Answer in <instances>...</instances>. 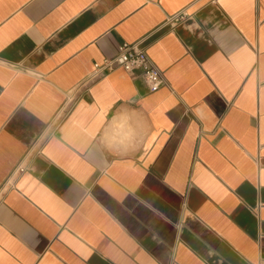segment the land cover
Returning a JSON list of instances; mask_svg holds the SVG:
<instances>
[{"label":"crops","instance_id":"crops-1","mask_svg":"<svg viewBox=\"0 0 264 264\" xmlns=\"http://www.w3.org/2000/svg\"><path fill=\"white\" fill-rule=\"evenodd\" d=\"M0 264H264V0H0Z\"/></svg>","mask_w":264,"mask_h":264},{"label":"built area","instance_id":"built-area-1","mask_svg":"<svg viewBox=\"0 0 264 264\" xmlns=\"http://www.w3.org/2000/svg\"><path fill=\"white\" fill-rule=\"evenodd\" d=\"M186 17V11L181 10L175 14L167 16L165 24L174 27ZM116 69H122L126 72L140 71L144 83L150 93L158 91L164 83L159 68L154 64L147 53L140 49L137 44L122 43L118 47L115 56L105 58L100 63L93 64V69L89 74V78L104 76ZM24 171V166H18L14 169L1 189H5L6 185H8V188H11L14 178L17 179L18 176L24 173Z\"/></svg>","mask_w":264,"mask_h":264}]
</instances>
